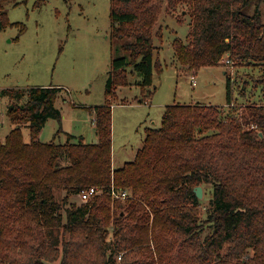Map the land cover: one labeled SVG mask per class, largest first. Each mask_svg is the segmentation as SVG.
<instances>
[{
    "label": "trees",
    "instance_id": "obj_1",
    "mask_svg": "<svg viewBox=\"0 0 264 264\" xmlns=\"http://www.w3.org/2000/svg\"><path fill=\"white\" fill-rule=\"evenodd\" d=\"M261 1L110 0V37L122 42L106 95L130 83L129 72L152 84L153 68H163L154 26L178 5L191 17L186 41L173 42L182 64H223L228 54L234 66L258 65L264 81ZM9 23L0 1V27ZM232 83L227 74L226 110L167 104L160 126L146 127L142 146L117 168L109 98L90 107L96 141L70 132L64 142L41 141L46 121L61 119L60 87L2 88L25 100L8 104L15 125L0 138V264H264V101L235 107ZM203 184L211 193L204 218L194 190ZM91 186L99 192L89 200L71 199ZM112 186L128 196L112 199Z\"/></svg>",
    "mask_w": 264,
    "mask_h": 264
},
{
    "label": "rangeland",
    "instance_id": "obj_2",
    "mask_svg": "<svg viewBox=\"0 0 264 264\" xmlns=\"http://www.w3.org/2000/svg\"><path fill=\"white\" fill-rule=\"evenodd\" d=\"M0 1L10 21L0 27V90L60 87L55 105L61 110V119L46 121L37 135L41 141L54 138L64 142L67 132L82 135L87 142L96 141L94 112L90 107L109 98L112 167L117 168L131 160L142 146L146 127L160 126L167 104L203 102L226 110L227 74L233 81L235 107L264 101V81L258 65L234 66L225 58L223 64L192 69L177 59L173 42L175 39L186 41L191 18L187 6L164 10L154 26V57L160 59L163 68L161 71L153 68L152 84L141 86L137 83L140 75L129 72L130 83L117 85L109 97L105 86L112 50L122 42L110 37V0ZM259 7L264 22V0ZM254 8L255 4L251 3L246 11L252 13ZM113 52L124 54L122 50ZM242 88L244 96L240 94ZM23 100L25 97L18 101ZM18 101L0 94V138L15 125L8 114V104ZM22 132L24 140L29 141L27 124L22 125ZM201 187L200 206L204 218L211 193L209 184ZM62 195L63 192L58 193V198ZM71 199L76 203L81 201L77 194Z\"/></svg>",
    "mask_w": 264,
    "mask_h": 264
},
{
    "label": "built area",
    "instance_id": "obj_3",
    "mask_svg": "<svg viewBox=\"0 0 264 264\" xmlns=\"http://www.w3.org/2000/svg\"><path fill=\"white\" fill-rule=\"evenodd\" d=\"M227 55L228 54L225 55L226 57L224 56L223 60L226 58L225 61L229 62V60L227 59ZM192 83L195 84V79H193ZM98 192H99V189L97 187L91 186L87 189L81 190L78 193V196H79L80 200L87 201L91 198L92 195H94ZM110 193H111L112 199H114V198H125L128 196L127 191H125V190L119 191L117 189H114L113 186L110 188ZM118 258H120V256Z\"/></svg>",
    "mask_w": 264,
    "mask_h": 264
},
{
    "label": "water",
    "instance_id": "obj_4",
    "mask_svg": "<svg viewBox=\"0 0 264 264\" xmlns=\"http://www.w3.org/2000/svg\"><path fill=\"white\" fill-rule=\"evenodd\" d=\"M261 132H259V135L261 136ZM194 190H195V193L197 194V196L200 198L201 197V195H202V187H201V185H197L195 188H194Z\"/></svg>",
    "mask_w": 264,
    "mask_h": 264
}]
</instances>
